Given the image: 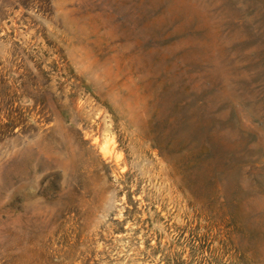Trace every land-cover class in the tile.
<instances>
[{"label": "rangeland", "instance_id": "374dc122", "mask_svg": "<svg viewBox=\"0 0 264 264\" xmlns=\"http://www.w3.org/2000/svg\"><path fill=\"white\" fill-rule=\"evenodd\" d=\"M0 264H264V0H0Z\"/></svg>", "mask_w": 264, "mask_h": 264}, {"label": "trees", "instance_id": "16d2710c", "mask_svg": "<svg viewBox=\"0 0 264 264\" xmlns=\"http://www.w3.org/2000/svg\"><path fill=\"white\" fill-rule=\"evenodd\" d=\"M202 125H203V126L205 125L206 130H207V128L209 127V126H207L208 124H206L205 121L202 122ZM210 132H211V131H210ZM209 143H210V141H209Z\"/></svg>", "mask_w": 264, "mask_h": 264}]
</instances>
